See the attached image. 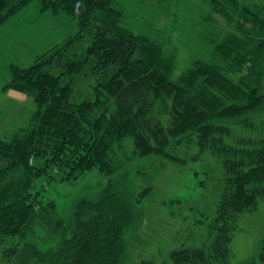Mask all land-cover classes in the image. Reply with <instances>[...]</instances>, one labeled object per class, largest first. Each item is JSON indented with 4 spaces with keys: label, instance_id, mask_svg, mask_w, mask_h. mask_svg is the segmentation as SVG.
I'll use <instances>...</instances> for the list:
<instances>
[{
    "label": "trees",
    "instance_id": "trees-1",
    "mask_svg": "<svg viewBox=\"0 0 264 264\" xmlns=\"http://www.w3.org/2000/svg\"><path fill=\"white\" fill-rule=\"evenodd\" d=\"M202 1L209 7L202 22L226 32L209 34V55L175 77L177 57L162 35L135 31L116 0H0V44L19 22L65 19L76 28L33 65L10 66L4 91L32 98L36 111L28 127L0 139V264H127V238L146 218L151 183L127 195L115 182L97 198L79 199L64 219L37 180L76 183L95 169L110 177L149 157L162 160L159 169L182 165L171 150L194 142L199 154L222 161L220 201L213 219L198 221L208 240L170 258L229 264L238 219L264 201V6ZM37 227L61 240L41 250L27 241ZM259 256L264 262V248Z\"/></svg>",
    "mask_w": 264,
    "mask_h": 264
},
{
    "label": "rangeland",
    "instance_id": "rangeland-1",
    "mask_svg": "<svg viewBox=\"0 0 264 264\" xmlns=\"http://www.w3.org/2000/svg\"><path fill=\"white\" fill-rule=\"evenodd\" d=\"M241 1L264 6V0ZM116 5L126 11L131 27L138 33L155 37L156 33L162 35L167 54L173 53L177 57L175 77L187 71L195 60L209 55V34L218 36L222 31L226 32L225 26H221L222 31L217 33L218 28L211 22H202V17L209 11L202 0H116ZM35 13L32 10L18 18H29ZM69 30L75 32L76 28H70L65 19H56L38 27L19 22L9 26L3 35L0 44V139L9 140L20 128L28 127L36 111L32 98L13 90L4 91L11 78L10 66L33 65L37 56L60 43ZM254 119L260 120L259 117ZM234 129L238 135L251 134ZM171 151L185 160V164L168 162L159 169L162 160L149 157L135 160L114 176H105L95 169L76 183L61 182L59 178L46 183L47 179L42 177L37 180L36 187L45 186L44 198L53 200L60 215L69 219L79 199L97 198L115 182L127 195L138 193L151 183L153 192L143 203L146 218L137 237L127 238V264H138L141 260L174 264L170 258L171 251L180 247L197 248L208 240L206 225L198 221L211 220L216 216L224 169L221 159L211 152L199 154L195 142ZM50 234L37 227L27 241L47 250L61 240L59 234L54 237ZM263 248L264 201H261L256 212L238 219L229 264H243L248 260L264 264L259 256Z\"/></svg>",
    "mask_w": 264,
    "mask_h": 264
},
{
    "label": "crops",
    "instance_id": "crops-1",
    "mask_svg": "<svg viewBox=\"0 0 264 264\" xmlns=\"http://www.w3.org/2000/svg\"><path fill=\"white\" fill-rule=\"evenodd\" d=\"M12 94L14 93V92H11ZM14 94H17V93H14ZM19 98L20 99H23V100H25L26 98H24V96H19ZM20 99H17V100H20Z\"/></svg>",
    "mask_w": 264,
    "mask_h": 264
}]
</instances>
